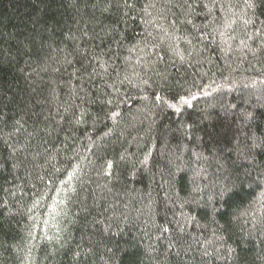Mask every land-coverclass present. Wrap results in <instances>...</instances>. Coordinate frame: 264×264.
<instances>
[{
	"label": "trees",
	"instance_id": "1",
	"mask_svg": "<svg viewBox=\"0 0 264 264\" xmlns=\"http://www.w3.org/2000/svg\"><path fill=\"white\" fill-rule=\"evenodd\" d=\"M128 2L0 0V264H264V0Z\"/></svg>",
	"mask_w": 264,
	"mask_h": 264
},
{
	"label": "snow or ice",
	"instance_id": "2",
	"mask_svg": "<svg viewBox=\"0 0 264 264\" xmlns=\"http://www.w3.org/2000/svg\"><path fill=\"white\" fill-rule=\"evenodd\" d=\"M111 2V0H110ZM123 4L127 7H131V5L129 4L128 0H123ZM251 6V5H250ZM178 39V38H177ZM157 99H159V97H156ZM109 103H111V101H109ZM108 167L111 168L112 165L111 164H108ZM227 195V190H224L221 192V196H225ZM229 199H231V197L229 196ZM227 202V201H226Z\"/></svg>",
	"mask_w": 264,
	"mask_h": 264
}]
</instances>
